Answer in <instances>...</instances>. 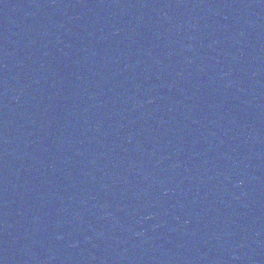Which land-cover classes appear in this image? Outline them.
Segmentation results:
<instances>
[{"label":"water","instance_id":"1","mask_svg":"<svg viewBox=\"0 0 264 264\" xmlns=\"http://www.w3.org/2000/svg\"><path fill=\"white\" fill-rule=\"evenodd\" d=\"M0 264H264V0H0Z\"/></svg>","mask_w":264,"mask_h":264}]
</instances>
